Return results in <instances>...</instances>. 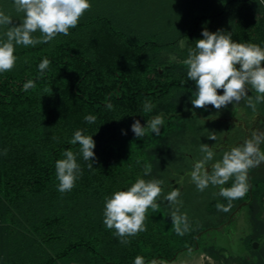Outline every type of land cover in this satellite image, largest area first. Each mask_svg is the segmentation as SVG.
Listing matches in <instances>:
<instances>
[{"label": "trees", "instance_id": "trees-1", "mask_svg": "<svg viewBox=\"0 0 264 264\" xmlns=\"http://www.w3.org/2000/svg\"><path fill=\"white\" fill-rule=\"evenodd\" d=\"M89 3L69 35L58 34L34 47L15 46L14 68L0 73V264H133L136 256L146 264H169L182 252H203L219 262L229 252L204 236L230 226L242 211L250 229L241 239L244 255L232 260L264 264L260 248L252 246L264 238V163L249 170V190L231 202L230 211L217 210V203H228L218 194L205 209L209 223L194 227L188 219L191 228L183 236L174 231L159 198V209L145 214L146 230L129 237L128 244L120 243L115 230L103 223L105 197L126 190L137 178L163 181L168 167L183 162L175 151L192 133L190 122L215 109L193 108L195 83L183 64L188 49L203 38L202 30L230 32L235 42L264 48V6L258 0ZM0 11L14 23L22 22L23 13L15 11L13 0H0ZM6 30L0 25V40ZM182 39L190 47L180 49ZM164 51H173L180 61L166 63ZM44 58L51 63L40 76L38 65ZM30 80L35 86L25 91ZM146 100L155 105L151 112L143 110ZM109 102L111 110L106 108ZM87 115L95 116V122H86ZM156 115L164 119L161 135L147 131L137 139L132 123L139 120L143 126ZM76 130L92 135L95 161L89 169L91 161L77 155L82 175L62 194L55 162L64 158L65 150L79 152L78 144H70ZM146 164L151 165L148 176ZM231 185L232 179L223 187Z\"/></svg>", "mask_w": 264, "mask_h": 264}, {"label": "clouds", "instance_id": "clouds-1", "mask_svg": "<svg viewBox=\"0 0 264 264\" xmlns=\"http://www.w3.org/2000/svg\"><path fill=\"white\" fill-rule=\"evenodd\" d=\"M17 13H23L22 22L16 24L12 17L0 11V25L6 26L5 39L0 40V73L14 68L17 57L14 55L15 46H36L49 43L58 34L69 35V29L75 28L80 17L89 10V0H13ZM39 32L40 36L33 34ZM202 39L195 41V46L188 49L187 58L183 64L187 68L188 80L195 83L191 104L193 108L202 109L212 105L221 110L228 105L239 104L242 100L256 112V106L264 103V48L254 43H238L232 40L230 32L217 30L209 32L206 28L201 32ZM50 60L42 59L39 75L43 76L48 69ZM35 86L34 81L24 84L25 91ZM249 86L255 91L253 98L249 95ZM219 89L223 94H218ZM50 91V89H49ZM155 107L150 101H145L143 110L151 112ZM111 110V102L106 104ZM88 123H94L96 117H84ZM164 124L162 115H156L141 125L135 120L131 131L137 139L143 138L147 131L156 136L161 135ZM209 140L217 139L215 132H209ZM264 143V132L253 131L251 137L242 144L231 147L223 152L221 159L211 165L209 171L207 164L214 158V151L208 144H200L202 159L197 160L190 173L191 181L199 191H203L210 184L219 188V195L225 198L227 205L217 203L218 211L228 212L232 201L245 196L249 190V170L264 163V151L260 145ZM70 144L79 145V152L72 150L63 152V159L55 162L57 190L60 193L71 191L76 180L82 175L81 166L77 162V155L82 154L88 168L93 167L95 142L92 135H85L82 130H76ZM7 150H4V155ZM151 172V165L144 166V175ZM232 179L231 187H223ZM163 184L159 179L137 178L126 190H117L110 197H105L103 210V223L107 229H114L120 243L128 244L129 237L136 236L146 230L144 225L145 214L149 208L158 210L157 198L162 193ZM179 189L173 188L164 199L169 206H174L170 213L173 229L177 235L183 236L190 228L186 213L180 212L182 201L179 200ZM133 264H146L144 257L136 256ZM147 264H166L165 261H148Z\"/></svg>", "mask_w": 264, "mask_h": 264}, {"label": "rangeland", "instance_id": "rangeland-1", "mask_svg": "<svg viewBox=\"0 0 264 264\" xmlns=\"http://www.w3.org/2000/svg\"><path fill=\"white\" fill-rule=\"evenodd\" d=\"M264 6V0H258ZM203 9V6L200 10ZM165 10V9H164ZM166 14V12H164ZM205 24H201L203 28ZM190 41L182 39L178 45L180 49L190 47ZM166 63L179 62V58L173 51L163 52L161 57ZM249 95L255 97L256 93L249 86ZM190 114V113H189ZM189 114L186 117H189ZM261 118H259V117ZM264 103H259L256 106V112H253L247 106V102L242 100L239 104H230L227 107L217 110H212L208 116L197 115L190 122L192 133L181 141L175 153L182 158V164L173 167H168V176L163 179L162 193L158 197L167 213L174 210V206L170 207L164 197L173 189H179L180 212L186 213L188 219L194 227L209 223L210 219L206 215L207 204L214 200L218 195V187L211 184L203 191H199L195 184L191 181L190 173L193 165L197 160L202 159L203 154L200 152V144L205 143L212 147L215 155L212 161H209L207 167L211 171V165L221 159L223 152L230 150L231 147L238 146L245 139L251 137L253 131L264 132ZM253 124L255 126L253 127ZM251 130V131H250ZM209 132H215L217 139L209 140L207 137ZM192 141V142H191ZM262 145V144H261ZM260 145V148L262 147ZM262 151V148H261ZM258 167H261L259 165ZM261 220H264V212ZM250 224L242 211L238 213L230 226L218 228L216 232L208 233L204 239L209 244H218L225 248L228 261L221 258L219 262L213 261L203 252H182L179 254L176 261L169 264H236L234 258L238 255L242 256L245 253V246L241 239L249 232ZM264 234V231L261 232ZM256 249L260 248V255L264 260V238H261ZM253 246V244H252ZM230 262V263H229Z\"/></svg>", "mask_w": 264, "mask_h": 264}, {"label": "water", "instance_id": "water-1", "mask_svg": "<svg viewBox=\"0 0 264 264\" xmlns=\"http://www.w3.org/2000/svg\"><path fill=\"white\" fill-rule=\"evenodd\" d=\"M253 247L256 248L257 247V244L256 243H253Z\"/></svg>", "mask_w": 264, "mask_h": 264}]
</instances>
